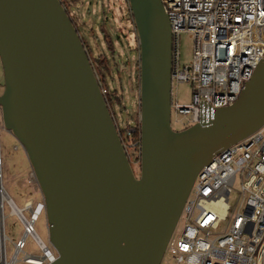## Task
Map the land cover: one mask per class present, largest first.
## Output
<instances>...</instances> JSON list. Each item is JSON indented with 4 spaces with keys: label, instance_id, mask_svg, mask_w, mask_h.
I'll use <instances>...</instances> for the list:
<instances>
[{
    "label": "water",
    "instance_id": "water-1",
    "mask_svg": "<svg viewBox=\"0 0 264 264\" xmlns=\"http://www.w3.org/2000/svg\"><path fill=\"white\" fill-rule=\"evenodd\" d=\"M139 50V178L58 0H0L3 128L42 196L47 264H160L200 169L264 125V59L206 125L170 126L172 34L160 0H127Z\"/></svg>",
    "mask_w": 264,
    "mask_h": 264
},
{
    "label": "built area",
    "instance_id": "built-area-1",
    "mask_svg": "<svg viewBox=\"0 0 264 264\" xmlns=\"http://www.w3.org/2000/svg\"><path fill=\"white\" fill-rule=\"evenodd\" d=\"M58 1L69 16L75 0ZM160 2L172 34L170 126L175 123L186 129L195 124L206 125L213 119L215 109L237 100L264 59V0ZM181 32L190 33L193 39L192 61L185 67L179 64ZM181 83L191 85L190 104L182 105L174 99V88ZM100 90L129 163L139 162V110L131 125L119 129L110 110L109 92L106 88ZM2 167L0 155V264H14L19 254H23V263L32 264L31 258L45 254L34 229L43 205L33 209L31 202H26L22 208L17 207L2 185ZM236 183L239 187L235 190ZM234 192L237 202L232 208L228 200ZM5 205L23 229V236L12 243L14 254L10 259L6 255ZM28 237L41 250L40 256L24 252ZM166 256L172 264H264V125L214 155L200 169L160 264Z\"/></svg>",
    "mask_w": 264,
    "mask_h": 264
},
{
    "label": "rangeland",
    "instance_id": "rangeland-1",
    "mask_svg": "<svg viewBox=\"0 0 264 264\" xmlns=\"http://www.w3.org/2000/svg\"><path fill=\"white\" fill-rule=\"evenodd\" d=\"M75 23L79 36L87 46L89 56L98 74L103 88L109 92L110 110L119 129L131 125L139 110V75L136 63L139 59L138 41L127 0H75L68 11ZM180 67L190 66L193 52V39L190 33L178 35ZM3 91V71L0 63V94ZM174 99L179 104L191 103L192 89L188 83H181L174 88ZM0 155L3 160L2 185L7 194L22 208L24 203L31 202L34 209L42 204V196L35 181L32 169L24 150L14 136L3 128L0 111ZM174 131H182L179 125L172 123ZM131 168L139 177V162L130 161ZM239 183L234 185L238 189ZM237 202L236 193L229 197L228 204L233 208ZM29 217V212L25 211ZM4 232L8 238L6 255L10 259L14 254L13 244L23 236V229L8 207L3 209ZM38 237L56 256L48 243L47 223L44 212L34 223ZM24 252L32 256H40L41 250L28 237ZM23 254L17 256L14 264H25ZM42 264H47L43 261ZM162 264H172L167 256Z\"/></svg>",
    "mask_w": 264,
    "mask_h": 264
},
{
    "label": "trees",
    "instance_id": "trees-1",
    "mask_svg": "<svg viewBox=\"0 0 264 264\" xmlns=\"http://www.w3.org/2000/svg\"><path fill=\"white\" fill-rule=\"evenodd\" d=\"M72 21V20H71ZM72 23H73V25H74V27H75V29H76V26H75V23L72 21ZM132 23H133V21H132ZM134 24V23H133ZM76 31H77V33H78V30L76 29ZM134 31H135V27H134ZM135 34H136V31H135ZM79 35V34H78ZM80 37V40H81V42H82V44H83V46H84V48H85V50H86V53H87V55H88V58H89V61H90V64H91V66H92V69H93V71H94V74H95V76H96V79H97V81H98V83H99V86H100V88H103V86H102V82L100 81V79H99V77H98V74H97V72H96V70H95V67H94V65H93V62L91 61V59H90V56H89V52H88V49H87V46L85 45V43L83 42V40H82V37L81 36H79ZM136 38H137V36H136ZM136 66H137V73H138V75H139V59H138V61H137V63H136Z\"/></svg>",
    "mask_w": 264,
    "mask_h": 264
},
{
    "label": "bare ground",
    "instance_id": "bare-ground-1",
    "mask_svg": "<svg viewBox=\"0 0 264 264\" xmlns=\"http://www.w3.org/2000/svg\"><path fill=\"white\" fill-rule=\"evenodd\" d=\"M40 209H41V206L38 207L36 213H39ZM41 212H42V211H41ZM41 212H40V214H41ZM34 215L36 216V214H34ZM38 242H39V245H40V248L42 249V251L45 252V247H46L45 243H44L42 240H39V239H38ZM50 253H51V252H50ZM42 256H43V254H42ZM51 256H53L52 253H51ZM42 259H43V258H41V257H38V258H31V259H30V262H31L32 264H42Z\"/></svg>",
    "mask_w": 264,
    "mask_h": 264
},
{
    "label": "flooded vegetation",
    "instance_id": "flooded-vegetation-1",
    "mask_svg": "<svg viewBox=\"0 0 264 264\" xmlns=\"http://www.w3.org/2000/svg\"><path fill=\"white\" fill-rule=\"evenodd\" d=\"M135 177H136V175H135ZM136 178H139V177H136Z\"/></svg>",
    "mask_w": 264,
    "mask_h": 264
}]
</instances>
